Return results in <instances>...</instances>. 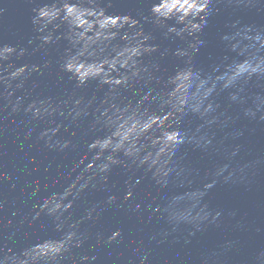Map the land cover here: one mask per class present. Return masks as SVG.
<instances>
[{
    "label": "water",
    "instance_id": "water-1",
    "mask_svg": "<svg viewBox=\"0 0 264 264\" xmlns=\"http://www.w3.org/2000/svg\"><path fill=\"white\" fill-rule=\"evenodd\" d=\"M50 2L0 0V8H3L0 45L27 49L23 57L13 56L12 63L42 66V74L33 73L23 82L22 88H16L18 81H12L11 88L0 83V250L3 251L11 248L19 252L41 238L60 236L53 230L50 217L44 213L35 220L32 217L45 198L61 191L89 162L91 153L86 145L102 134V125L96 123L102 107L115 105L110 112H116L119 119L114 117L116 123L111 134L117 138L135 136L146 121L152 129L157 126L163 129L172 120L169 106L163 104L161 97L167 100L168 94L180 84L178 80L166 85L177 69L184 67V58L173 53L177 48L187 47L192 39L166 37L165 29L152 23L150 8L156 0H97L106 14L128 15L139 21L143 32L151 36L149 43L157 46V51L140 58L141 63L154 64L157 70L153 71L150 82L129 78L128 86L118 87L115 92L109 91L108 84L102 85L96 80L77 88L69 74L59 67L65 50L70 48L68 41L61 38L43 49L38 48L40 41L31 23V9L36 4ZM211 7L213 11L207 17L206 26L196 34L203 44L191 53L190 59V67L202 75L214 74V68L219 66L222 70L225 64L242 59L226 46L222 35L243 26L264 29V0H251V3L213 0ZM166 23L175 22L168 20ZM66 31L67 27L61 25L56 35L62 37ZM29 40L33 41L31 46ZM120 44L117 39L111 46L101 45L97 55L113 58L114 49ZM198 83L189 77L178 94L194 103L198 99L195 92ZM149 89L151 95H148ZM244 89L249 98L256 94L264 98V77L251 78ZM17 97L20 98L18 110L13 111ZM79 97H83V102L76 110L84 114L74 120L69 111L73 108L72 101ZM40 101H46L44 107L55 108V112L51 115L42 112L33 118L31 111L24 110L33 102L39 108ZM104 101L106 103H102ZM214 101L219 108L205 117V120L216 117L212 125L191 114L174 122V127L191 131L197 138L210 137L212 143L203 150L191 144L183 145L172 155L168 165L170 171L163 184L157 185L145 168L133 165L125 169L117 165L108 173L107 185L98 184L96 189L82 194L71 209L72 215L66 225L80 220L93 204L99 205L100 215L94 213L92 220L79 225V231L87 238L80 248L73 249L65 264H79L82 255L95 256L92 264H140L145 256V264H264V258H258V253L264 250V121L245 117L243 106L230 102L227 91L218 92ZM57 125L60 128L56 136L49 133L51 139L40 137L42 131ZM198 125H201L200 130L195 131ZM57 140H68L70 145L63 151L46 146V142L55 144ZM237 146L236 155H231ZM75 163L80 167H74ZM224 164L228 168L203 197L189 199L184 195L201 189L212 179V172ZM229 171L232 176L224 182L222 177ZM128 190L132 191V196L124 200ZM34 191L35 196L32 195ZM108 195L116 197L114 205H104ZM174 196L183 198L173 201ZM137 204L140 205L138 212L133 211ZM201 207L209 213L206 220L172 223L168 219V209L176 212L188 209L189 215H195ZM216 212H220V216L213 221L212 215ZM116 229L121 231L118 241L105 243L107 236ZM98 235L102 237L99 242Z\"/></svg>",
    "mask_w": 264,
    "mask_h": 264
},
{
    "label": "clouds",
    "instance_id": "clouds-1",
    "mask_svg": "<svg viewBox=\"0 0 264 264\" xmlns=\"http://www.w3.org/2000/svg\"><path fill=\"white\" fill-rule=\"evenodd\" d=\"M244 3H251V0H242ZM213 0H156L150 8L152 23L165 29L164 35L174 36L179 39L192 37L187 47L177 48L174 55L184 58V67L178 68L176 73L171 76L166 85L180 81L176 88L168 94V99L161 97L163 104L169 106L172 120L163 128L157 129L160 135H156L157 129H152L147 121L139 128L135 136L131 138H117L111 134V128L115 125L116 112H110L115 105L102 107L96 123L102 125V134L87 143L86 148L91 156L80 172L70 183L61 191L54 192L45 198L38 206L39 211L32 217L37 219L44 213L53 220L55 232L60 233L58 238H41L39 241L28 245L19 252L9 248L7 251L0 250V264H65V261L72 256L74 248H80L86 239V234L79 231V225L93 219V214L97 216L98 204H93L85 210L80 220L68 223L71 218L74 204L79 200L83 193L89 189H96L99 185H107L108 173L114 166H121L128 169L130 166L145 168L151 172L152 179L157 185L163 184L164 177L170 171L168 168L172 160V155L179 152L185 144H191L194 148L203 150L212 143L210 137H195L191 131L181 130L173 126L174 122L185 115H194L199 120H205L211 113H215L219 105L215 103L214 96L220 91L228 92V100L239 104L242 107L243 115L249 119L264 121V98L260 94L253 97L245 95L244 85L253 77H264V29H254L250 26H243L236 31L226 33L221 36L226 46L242 59L225 64L222 70L213 69L214 74L202 75L199 70L190 67L191 53L198 50V46L203 41L196 38L207 24V17L212 14L211 7ZM31 23L33 30L38 34L36 39L40 41L38 48L43 49L46 45L54 44L61 38L68 41L70 48L65 50L59 62L61 71L69 74V78L75 82L77 88L85 86L90 80L109 85V91L115 92L118 87H127L129 78L136 82H150L153 79V71L157 70L156 65L141 63V57L157 51V46L150 44L151 36L143 32L139 21L128 15L106 14L104 8L100 7L97 0H51L50 3L36 4L32 9ZM3 8H0V14ZM174 20V24L168 25L166 21ZM67 27L63 36L56 35L60 26ZM121 41L115 47L113 58H104L97 55V50L101 45L111 46L113 40ZM33 43L28 41L29 46ZM168 50H165V53ZM27 49L17 50L14 46L7 44L0 45V83L6 88H11L12 81H18L16 88H22L23 82L31 77L33 73L42 74V66L12 63V57L17 59L23 57ZM165 53H162L165 54ZM118 54V55H117ZM118 64V67H113ZM46 66V65H44ZM107 66V68H106ZM115 72V77L113 76ZM119 77V78H116ZM192 77L198 81L195 92L198 99L192 103L185 100L180 93L183 82ZM114 81V84L110 83ZM152 90H148L151 95ZM12 95L11 92L8 93ZM147 99V96L144 97ZM95 100V97H92ZM156 97H153L155 100ZM249 100L251 104L249 105ZM20 98L17 97L16 104L12 105V110L17 111ZM83 102V97L72 101L73 108L69 111V116L74 120L80 118L84 113L78 111V107ZM11 103V102H10ZM40 107H36V102L27 106L24 110L31 111L33 118L42 114L51 115L55 108H45L46 101H40ZM106 103V101L102 102ZM99 111V108L97 109ZM119 111V110H117ZM62 114V113H61ZM119 119V117H116ZM149 119H151L149 117ZM168 119V117H165ZM216 117L210 116L205 123L212 125ZM155 123V120H152ZM198 125L195 131L200 130ZM60 126L46 129L41 132L40 137L56 136ZM242 134V133H238ZM201 141L203 143H201ZM70 141H56L55 144L47 143L49 148L56 147L63 151L68 148ZM238 150L233 149L231 155H236ZM83 161H81L82 163ZM74 167H80L75 163ZM228 168L227 164L221 165L212 172V179L203 184L201 189L195 190L190 194H184L189 199L203 197L208 190L213 188L217 178L221 177ZM232 176H223L224 182H228ZM33 196L36 195L34 191ZM132 196V191L125 192L124 200ZM182 196H174L173 201L182 199ZM116 197L108 195L104 200V205H114ZM2 207V205H0ZM195 207V204L192 205ZM118 209V208H117ZM140 205L137 204L133 211L138 212ZM168 219L172 223L184 222L192 223L199 220H206L209 213L201 207L195 215H189V210L180 212L168 209ZM65 213L68 215L65 216ZM203 213V215H201ZM220 216V212L212 215L215 221ZM63 217V219H62ZM121 231L116 229L107 236L105 243L111 244L118 241ZM102 237L97 236V240ZM140 244V241H131ZM141 259L140 264H145V259ZM258 258H264V250L258 253ZM96 260L95 256L82 255L79 264H92ZM75 264V262H73Z\"/></svg>",
    "mask_w": 264,
    "mask_h": 264
}]
</instances>
